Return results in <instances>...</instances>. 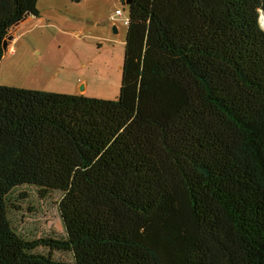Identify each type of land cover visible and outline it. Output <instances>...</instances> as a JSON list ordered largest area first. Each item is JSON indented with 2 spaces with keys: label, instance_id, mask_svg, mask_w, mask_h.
I'll use <instances>...</instances> for the list:
<instances>
[{
  "label": "trees",
  "instance_id": "1",
  "mask_svg": "<svg viewBox=\"0 0 264 264\" xmlns=\"http://www.w3.org/2000/svg\"><path fill=\"white\" fill-rule=\"evenodd\" d=\"M129 1L116 99L0 84V264H264V0ZM24 184L65 238L14 229Z\"/></svg>",
  "mask_w": 264,
  "mask_h": 264
},
{
  "label": "rangeland",
  "instance_id": "2",
  "mask_svg": "<svg viewBox=\"0 0 264 264\" xmlns=\"http://www.w3.org/2000/svg\"><path fill=\"white\" fill-rule=\"evenodd\" d=\"M39 16L21 21L0 61V84L50 92L116 99L119 95L129 6L124 0H37ZM120 9L122 16H114ZM114 26L116 31L114 30ZM10 40V41H9ZM62 192L33 185L9 195V218L28 239L65 238L59 213ZM38 252L48 248L39 246ZM72 262L69 251H52Z\"/></svg>",
  "mask_w": 264,
  "mask_h": 264
},
{
  "label": "crops",
  "instance_id": "3",
  "mask_svg": "<svg viewBox=\"0 0 264 264\" xmlns=\"http://www.w3.org/2000/svg\"><path fill=\"white\" fill-rule=\"evenodd\" d=\"M32 17H36L37 19H42V17L41 16H33V15H27L23 20H22V22L23 21H28V20H30V19H32ZM113 19H115V17H113ZM21 22V21H20ZM19 22V23H20ZM16 25H18V24H16ZM15 25V26H16ZM15 26H13V28L11 29V31H10V39L12 38V33H13V31H14V29H15ZM115 27V26H114ZM10 41V40H9Z\"/></svg>",
  "mask_w": 264,
  "mask_h": 264
},
{
  "label": "water",
  "instance_id": "4",
  "mask_svg": "<svg viewBox=\"0 0 264 264\" xmlns=\"http://www.w3.org/2000/svg\"><path fill=\"white\" fill-rule=\"evenodd\" d=\"M125 2L128 3V4L130 3L129 0H126ZM261 16H263V23L261 22V19H260V23H261V26L264 28V12H262V15ZM114 30L116 31V28L115 27H114ZM6 47H7V40L4 39V41H3V48L6 49Z\"/></svg>",
  "mask_w": 264,
  "mask_h": 264
},
{
  "label": "built area",
  "instance_id": "5",
  "mask_svg": "<svg viewBox=\"0 0 264 264\" xmlns=\"http://www.w3.org/2000/svg\"><path fill=\"white\" fill-rule=\"evenodd\" d=\"M122 15H123L122 11H121L120 9H117V10L115 11V14H113L112 18H113L114 16H122Z\"/></svg>",
  "mask_w": 264,
  "mask_h": 264
},
{
  "label": "bare ground",
  "instance_id": "6",
  "mask_svg": "<svg viewBox=\"0 0 264 264\" xmlns=\"http://www.w3.org/2000/svg\"><path fill=\"white\" fill-rule=\"evenodd\" d=\"M261 22L263 23V17H262V19H261Z\"/></svg>",
  "mask_w": 264,
  "mask_h": 264
}]
</instances>
